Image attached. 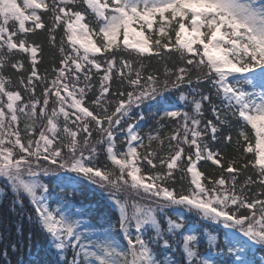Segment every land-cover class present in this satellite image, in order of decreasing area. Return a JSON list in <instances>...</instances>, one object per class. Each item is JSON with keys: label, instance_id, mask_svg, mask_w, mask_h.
<instances>
[{"label": "snow or ice", "instance_id": "snow-or-ice-1", "mask_svg": "<svg viewBox=\"0 0 264 264\" xmlns=\"http://www.w3.org/2000/svg\"><path fill=\"white\" fill-rule=\"evenodd\" d=\"M37 31L59 55L43 74ZM173 57L182 66L168 67ZM145 58L163 62L162 76ZM249 165L255 178L240 182ZM84 181L114 224L50 207L55 188L75 196ZM9 191L10 211L29 199L27 219L49 238L44 264H221L225 252L223 264H253L251 247L264 250V0H0V203Z\"/></svg>", "mask_w": 264, "mask_h": 264}, {"label": "trees", "instance_id": "trees-1", "mask_svg": "<svg viewBox=\"0 0 264 264\" xmlns=\"http://www.w3.org/2000/svg\"><path fill=\"white\" fill-rule=\"evenodd\" d=\"M46 23H49V17H43ZM62 35V29L57 30L56 37H57V44H59L60 37ZM29 39L34 40L37 43H41L43 45V52L42 56L43 59L38 65L39 71L41 74L44 73L45 69H48L49 72L53 66L54 60L58 63L59 55L56 49L52 48L48 43V33L46 31H37L36 34H29ZM175 37L173 36V41ZM16 58L24 59L25 61V68L28 67V61L26 59V54L18 56ZM38 59H40V54H38ZM144 65L146 66V73L147 72H156L157 70L159 73L163 74L164 64L160 62L158 58L148 59L145 58L143 60ZM168 67L175 68L177 66H182L181 62L176 58L173 57L171 61H168ZM190 67V66H189ZM5 74L11 76L13 84L17 82V74L16 72L9 68H5ZM27 75V73H24ZM102 75V73H101ZM195 75V73H193ZM98 80L99 76H93V84L96 85L94 91L98 92ZM115 87V86H114ZM205 90H207L208 85H203ZM41 92L40 88H37V95ZM88 101L90 102L92 99V94L90 93L88 96ZM205 118H212L210 113L207 112V105H205ZM135 115V112L133 113ZM147 117V112H145ZM154 121H149L148 123L140 122V131L141 135H146L150 130V125L153 124ZM22 126V125H21ZM167 129L165 131H169ZM165 134V133H162ZM250 138L254 137V133L249 128ZM123 133H118L117 140H118V147H123L119 141L123 139ZM95 139V133L94 137ZM252 146L254 148L253 153L246 154L247 159H255L256 152L259 150L255 148V139H251ZM145 143L147 141L145 140ZM156 145L153 144V147ZM214 147H219V145H213ZM225 161L222 163L226 166L227 159L231 158L232 156L236 155L233 151L231 146H229L226 150ZM99 164L103 166L106 161L103 155L99 157ZM203 165V162H201ZM211 162H208L210 165ZM259 167V166H257ZM216 166H212L211 168L208 166H203L201 168L205 174H212L213 176H219V171H213ZM58 175H65L64 172L58 173ZM68 176H75L74 173H67ZM252 175L255 178V171L251 165H249L248 169L238 177L240 182H243L247 176ZM48 177H42V182L47 183ZM186 186V184H185ZM179 187V185H177ZM259 190V186H253L251 188V194H255ZM49 191H53L51 185ZM11 200H12V193L9 191L6 198L3 199L2 203H0V264H44V262L48 259H55V257H50L47 254L48 249V237L45 233H43L39 226L36 225L34 222H30L27 219L28 215H32L33 221L35 220V214L33 212V206L30 204L29 199L25 198L23 201L24 204V212L23 214L18 215L21 210L19 207H16L15 212L10 211L11 208ZM48 203L50 207L55 210L56 208H61L65 215L69 216L73 220H82L85 223L95 224L98 218L101 215L104 216H111L112 223H115L116 213H112L108 211L107 201L105 200L104 193L98 187L94 185H89L87 181L83 182L82 185V194H76L73 196L71 189H68L66 192H61L60 188H55L54 194L49 197ZM185 211L186 216L195 223L197 228H206L208 226V222L201 221L194 213H187ZM83 212L84 215H80L79 213ZM175 215V214H173ZM103 223V221H100ZM17 226H20L22 232L17 231ZM107 226V225H105ZM213 228L219 227L220 231L217 234L220 239H223V232L228 231L224 230L222 226H215L212 225ZM80 231H84L83 228L79 229ZM29 235L31 237L29 241ZM147 239V236H145ZM12 244H16L17 248L14 251L11 247ZM205 245L202 243L200 246V251H204ZM5 250L7 255L5 256ZM227 253L225 252L223 255L217 256L214 253L213 258L219 259L221 264H223L224 260L227 257ZM69 259L71 258V252L68 253ZM248 258L253 261V264H259V262L264 259V250H261L260 245H253L251 249L248 251Z\"/></svg>", "mask_w": 264, "mask_h": 264}, {"label": "rangeland", "instance_id": "rangeland-1", "mask_svg": "<svg viewBox=\"0 0 264 264\" xmlns=\"http://www.w3.org/2000/svg\"><path fill=\"white\" fill-rule=\"evenodd\" d=\"M132 39H134V37H130V40H132ZM238 235H240V234H238ZM241 239H246V238L242 237V235H241Z\"/></svg>", "mask_w": 264, "mask_h": 264}]
</instances>
